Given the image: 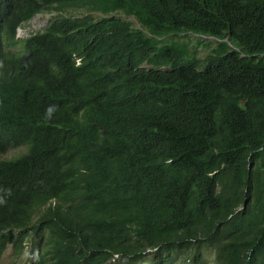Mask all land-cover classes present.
<instances>
[{"label": "trees", "instance_id": "obj_1", "mask_svg": "<svg viewBox=\"0 0 264 264\" xmlns=\"http://www.w3.org/2000/svg\"><path fill=\"white\" fill-rule=\"evenodd\" d=\"M32 239L29 264H264V0H0V259Z\"/></svg>", "mask_w": 264, "mask_h": 264}, {"label": "rangeland", "instance_id": "obj_2", "mask_svg": "<svg viewBox=\"0 0 264 264\" xmlns=\"http://www.w3.org/2000/svg\"><path fill=\"white\" fill-rule=\"evenodd\" d=\"M83 10H77L74 12L75 15H83ZM55 13H40L33 17L30 21L23 24L17 31V37L24 39L28 38L29 36L42 32L47 25L51 22L54 18ZM130 22H132L135 27H138L139 24L133 17L127 18ZM180 37H164L161 39L162 42H170L173 41L174 43H188L189 48L192 52L197 54L198 58L205 57L209 51L204 47V45L210 43L212 44V48H215V40L209 39L206 37H197L191 35L189 39L185 40L183 35H179ZM201 39V40H200ZM199 40L203 43L202 46L199 45ZM198 47V50H196ZM21 152V149H14L10 150L7 154L3 155L2 159H10ZM36 250L35 240L32 239L30 242L27 243L26 250L23 254L16 257L14 248L12 246H8L4 251L1 259L0 264H29L33 258V255ZM204 256L207 259L208 264H214V253L211 250H205Z\"/></svg>", "mask_w": 264, "mask_h": 264}, {"label": "clouds", "instance_id": "obj_3", "mask_svg": "<svg viewBox=\"0 0 264 264\" xmlns=\"http://www.w3.org/2000/svg\"><path fill=\"white\" fill-rule=\"evenodd\" d=\"M17 31H18V30H17ZM17 38H18V37H17ZM20 39H21V38H20ZM2 156H3V155H2ZM2 156H1V157H2Z\"/></svg>", "mask_w": 264, "mask_h": 264}]
</instances>
